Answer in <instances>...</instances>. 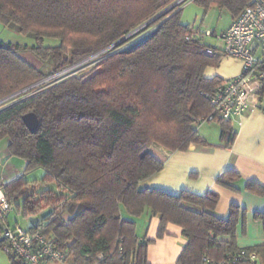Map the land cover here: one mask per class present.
Instances as JSON below:
<instances>
[{"label": "trees", "instance_id": "trees-1", "mask_svg": "<svg viewBox=\"0 0 264 264\" xmlns=\"http://www.w3.org/2000/svg\"><path fill=\"white\" fill-rule=\"evenodd\" d=\"M164 1L173 0H0V22L32 37L28 49L50 66L48 72L33 67L18 54V43L0 40V141L7 138V152L25 161L24 174L44 170L39 179L20 174L0 188L25 218L50 209L27 229L52 237L72 264H150L147 246L155 239L136 234L142 214L158 217L156 239L167 233L168 223L181 228L186 242L175 264H200L204 254L221 258L240 248L236 229L241 223L244 231L246 211L237 203L220 217L213 212L215 191L173 194L139 186L163 167L153 145L167 151L209 145L196 126L208 121L207 95L225 80L205 75L221 57L206 54L205 42L181 22L182 5L150 21L152 30L139 41L103 53L88 73L64 72L48 86L9 97L107 48L156 15ZM194 1L205 10L225 7L234 18L248 0ZM45 38L56 43L45 45ZM256 107L264 113V90ZM30 111L38 117L35 132L22 120ZM211 121L219 123L221 139L232 140L231 121ZM238 177L228 168L215 181L232 188ZM52 182L65 192L45 187L37 192ZM245 188L264 192L253 181ZM252 217L264 230V209ZM246 248L264 262V244ZM4 251L11 264H26Z\"/></svg>", "mask_w": 264, "mask_h": 264}, {"label": "crops", "instance_id": "crops-1", "mask_svg": "<svg viewBox=\"0 0 264 264\" xmlns=\"http://www.w3.org/2000/svg\"><path fill=\"white\" fill-rule=\"evenodd\" d=\"M240 67L239 59L221 57L219 66L206 68L205 75L208 77L218 75L228 79L237 74ZM230 125L234 132L230 141H227V137L221 139L220 131H215V135H209L207 130L202 132L198 130L209 145L193 143L186 150L176 151L157 148L152 153L163 162V167L142 180L139 186L159 188L173 194H178L182 190L199 195H204L209 190L215 191L218 194L213 211L216 215L225 217L229 205L233 202L246 211L244 231L241 223L237 225L236 244L238 247H252L264 244L262 223L252 217L254 211L264 209V192L259 195L247 190L245 185L247 181H253L264 189V113L258 107L249 108L242 115L241 124L231 121ZM8 154L4 143L0 147V162L7 158ZM22 167H25L24 160ZM228 168L239 174V177L231 182L232 188L217 184L215 181V177ZM16 176L18 174L3 176L0 186ZM7 218L8 215L4 225H9ZM157 226V216L142 214L136 218L138 237L155 239L147 246V259L150 264H175L186 238L181 234L179 226L168 223L167 233L156 239ZM0 264H11L9 255L1 247ZM46 264H72V262L67 258L62 262L51 261Z\"/></svg>", "mask_w": 264, "mask_h": 264}, {"label": "built area", "instance_id": "built-area-1", "mask_svg": "<svg viewBox=\"0 0 264 264\" xmlns=\"http://www.w3.org/2000/svg\"><path fill=\"white\" fill-rule=\"evenodd\" d=\"M193 1V0H186ZM175 0L173 5L183 3ZM203 42L205 36H213L214 44H207L203 51L208 55L236 58L241 61L237 74L225 79L207 95L212 111L207 116L211 121L220 118L241 124L244 112L256 107L258 97L264 90V0H248L241 12L231 19L227 28L219 34L206 30L192 31ZM13 205L9 204L0 189V219H5ZM4 250L15 253L26 264H46L62 262L66 252L58 249L52 237L40 231L23 229L19 225H4L2 231ZM101 258V255L98 256ZM97 264V263H94ZM200 264H264L260 254L250 248L240 247L221 258L206 254Z\"/></svg>", "mask_w": 264, "mask_h": 264}, {"label": "rangeland", "instance_id": "rangeland-1", "mask_svg": "<svg viewBox=\"0 0 264 264\" xmlns=\"http://www.w3.org/2000/svg\"><path fill=\"white\" fill-rule=\"evenodd\" d=\"M175 0L171 2H163L158 9L157 13H165L170 7L176 6L173 5ZM182 5V11H181V22L183 24L189 25V28L191 31H201L205 32L206 30H210L213 32V34H219L222 30H224L231 19V15L229 11L225 7L221 6H212L205 10L201 4H199L196 1H186L184 0L183 3L178 4ZM145 22H142L141 24L134 27L132 30H130L129 33H127L124 38L116 43L115 45L108 46L107 48L103 49L102 51H99L91 56H89L86 59H83L79 61L78 63L62 70L59 73H55L51 76L46 77L43 81L35 82L32 84L33 86L29 87L28 89H25L19 93H26L30 92L32 88H43L45 86H48L51 84L52 79L59 78L64 72H69L68 74H75V75H82L86 74L93 68L94 64L98 60V57L101 56L103 53H106L108 50L112 49H123L129 45H131L134 42L139 41L142 37L147 35L153 27L148 26L149 23L144 24ZM0 40L8 41L12 43H18L20 45V49L18 51V54L29 64H31L33 67L41 69L45 72H48L50 70L49 63H43L39 58H37L31 51L28 49L32 44H34V40L31 37H26L25 35H22L19 31L16 25L14 24H8L5 25L0 22ZM52 39L45 38L44 44L45 45H52L55 44L56 41H51ZM204 41L207 44H214L215 38L213 36H205ZM17 93V94H19ZM11 96L17 97L16 95ZM4 101V100H3ZM2 102V101H0ZM219 123L215 121H203L199 125L196 126V128L199 130V132H202L204 130H207L206 132L209 135H215V131H220L219 129ZM218 134V133H217ZM8 139L4 138L0 141V147L4 145V143H7ZM157 148H163L158 145H153L150 150L151 152H155ZM165 149V148H164ZM23 160L18 156H13L8 154L7 158L2 159L0 162V182L3 180V176L9 175H15V174H22L24 167H22ZM43 168H37L33 170L30 174L26 173V176L28 179H39L42 176ZM43 187L47 189H51L55 192V194L64 193L65 191L62 190L60 187L56 186L54 182L47 183L45 186L38 187L37 192H39ZM8 222L9 226H14L15 224L19 225L23 229H27L30 221L28 218H25L21 216V214L17 213L16 211L12 210L8 213ZM140 231V230H139Z\"/></svg>", "mask_w": 264, "mask_h": 264}, {"label": "water", "instance_id": "water-1", "mask_svg": "<svg viewBox=\"0 0 264 264\" xmlns=\"http://www.w3.org/2000/svg\"><path fill=\"white\" fill-rule=\"evenodd\" d=\"M161 13H158L156 15H154L152 18H150L149 20H147L144 24H147L149 23L150 21H152L153 19H155L157 16H159ZM124 37L120 38L119 40L115 41L114 43H112L110 46L112 45H115L116 43L120 42ZM102 51V50H101ZM44 80V79H43ZM43 80H40L39 82L43 81ZM33 85H30L12 95H10L9 97L25 90V89H28L29 87H31ZM6 99V98H5ZM22 120L25 124V126L31 131V132H35L36 131V128H37V125H38V117L37 115L30 111V112H27L25 114L22 115ZM50 212V209H46L45 211H43L39 216H32V217H29V221L30 223H34L36 225V223L38 222L39 218H43L45 217L48 213ZM4 237L1 236L0 237V241H3Z\"/></svg>", "mask_w": 264, "mask_h": 264}]
</instances>
